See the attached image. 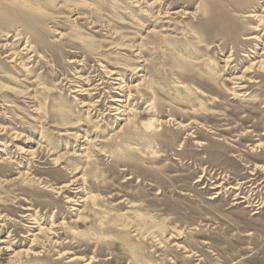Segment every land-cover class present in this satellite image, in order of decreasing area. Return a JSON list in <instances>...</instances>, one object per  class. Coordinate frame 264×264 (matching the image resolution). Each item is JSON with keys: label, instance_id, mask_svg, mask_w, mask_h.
Instances as JSON below:
<instances>
[{"label": "rangeland", "instance_id": "1", "mask_svg": "<svg viewBox=\"0 0 264 264\" xmlns=\"http://www.w3.org/2000/svg\"><path fill=\"white\" fill-rule=\"evenodd\" d=\"M0 1V264H264V0Z\"/></svg>", "mask_w": 264, "mask_h": 264}, {"label": "bare ground", "instance_id": "2", "mask_svg": "<svg viewBox=\"0 0 264 264\" xmlns=\"http://www.w3.org/2000/svg\"><path fill=\"white\" fill-rule=\"evenodd\" d=\"M0 5H1V8H0V13H1V11L2 12H4L5 13V15H8L4 10H8V11H13V12H20L19 10L20 9H18V7H13V6H15V5H11L12 7H8V8H6V7H4L5 5L4 4H2V2L0 1ZM15 3H16V1H15ZM17 4V3H16ZM19 6V5H18ZM24 6H26V5H24ZM23 6V7H24ZM21 13H22V17L25 19L27 16L25 15V13H23L22 12V10H21ZM3 15V14H2ZM4 17V16H3ZM257 17V16H256ZM9 18H10V16H9ZM32 19V18H31ZM32 20H34V19H32ZM36 20V19H35ZM263 20L262 19H260V21H259V24L255 27V31H257V33H255V32H253V33H251L249 36H247L246 37V39L247 40H256V39H258V37H257V34H258V32L260 31V30H262L261 29V27H262V25L264 24V22H262ZM262 54H264V51L261 53V55ZM258 57H260V56H258ZM230 60V59H229ZM256 63V64H255ZM263 63H264V56H261L260 57V59L259 60H257V61H255V62H253V63H251V64H255V65H259V66H263ZM252 66V65H251ZM258 66V67H259ZM118 79V78H117ZM233 92V91H232ZM92 115V114H91ZM115 123V122H114Z\"/></svg>", "mask_w": 264, "mask_h": 264}]
</instances>
